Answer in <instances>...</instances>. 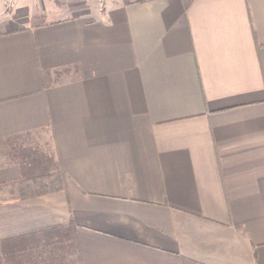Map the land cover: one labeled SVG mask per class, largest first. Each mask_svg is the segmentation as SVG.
Returning a JSON list of instances; mask_svg holds the SVG:
<instances>
[{
  "label": "crops",
  "instance_id": "crops-1",
  "mask_svg": "<svg viewBox=\"0 0 264 264\" xmlns=\"http://www.w3.org/2000/svg\"><path fill=\"white\" fill-rule=\"evenodd\" d=\"M34 1L31 23L0 5V238L53 227L58 264H264V0Z\"/></svg>",
  "mask_w": 264,
  "mask_h": 264
},
{
  "label": "trees",
  "instance_id": "trees-1",
  "mask_svg": "<svg viewBox=\"0 0 264 264\" xmlns=\"http://www.w3.org/2000/svg\"><path fill=\"white\" fill-rule=\"evenodd\" d=\"M63 174L60 165L54 167L51 174L52 181L57 183L56 180ZM53 230L52 227L43 232ZM38 232L0 238V264H58L56 242L45 237L47 242L39 245L36 239L37 234L40 233ZM40 248H43L41 253Z\"/></svg>",
  "mask_w": 264,
  "mask_h": 264
},
{
  "label": "rangeland",
  "instance_id": "rangeland-1",
  "mask_svg": "<svg viewBox=\"0 0 264 264\" xmlns=\"http://www.w3.org/2000/svg\"><path fill=\"white\" fill-rule=\"evenodd\" d=\"M42 1H43V6L45 8H49V6H53L52 3H54V0H42ZM8 2H9L8 4H5V2H2L0 0V5L2 6V3H4V5H5L4 8L6 10H10L13 13H18V11H21V10L22 11L27 10V13L29 14L28 17H29L30 23L36 19H39L38 10L40 9V4L38 1L36 2L34 0H9ZM16 144H17L18 149L21 148L20 151L22 153V156L27 160V161L22 162L23 166L26 167L25 173L29 172V170H30L29 169L30 166L28 165V161L35 163L36 166H38L37 168L40 171H44V169H48V168H46L47 165L43 161V159L45 158V155L47 156L43 145H40V144L34 142L33 144H30V143L27 144L28 145V147H27V145H24L21 141H18ZM15 147H16V145H15ZM1 149H4V145H0V151H1ZM0 155H1V153H0ZM51 179H52V177L48 173L47 174L46 173L40 174L39 177L36 179V183L35 184L31 183L30 187H32L33 189H40L43 187H52L53 183H52ZM39 181H43V183H39ZM55 233L56 232H54V230L53 231H47V232H45V235L39 236L37 238V242L39 243V245H41L45 242V240H46L45 237L49 238V236H53ZM52 241L56 242V239H52ZM42 250H43V248H40L39 252L41 253Z\"/></svg>",
  "mask_w": 264,
  "mask_h": 264
}]
</instances>
